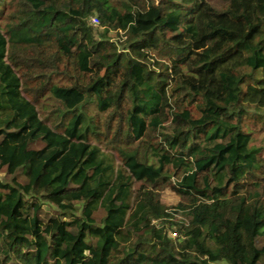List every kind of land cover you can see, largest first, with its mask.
Returning <instances> with one entry per match:
<instances>
[{
    "label": "trees",
    "instance_id": "1",
    "mask_svg": "<svg viewBox=\"0 0 264 264\" xmlns=\"http://www.w3.org/2000/svg\"><path fill=\"white\" fill-rule=\"evenodd\" d=\"M4 1L0 264H261L264 0Z\"/></svg>",
    "mask_w": 264,
    "mask_h": 264
},
{
    "label": "rangeland",
    "instance_id": "2",
    "mask_svg": "<svg viewBox=\"0 0 264 264\" xmlns=\"http://www.w3.org/2000/svg\"><path fill=\"white\" fill-rule=\"evenodd\" d=\"M10 0H6L4 1L5 4L9 3ZM212 6H214L215 8H221L222 6V3L220 1H212L210 2ZM164 9L166 11H171L173 9H185V7L178 1L176 2V4H172V5H165L164 6ZM1 27H2V23L0 24ZM97 26V25H96ZM110 36L112 38H116V35L115 33H110ZM50 103V102H49ZM45 114L44 115H47L49 112L47 110V112H44ZM42 115V113H41ZM251 127V126H249ZM263 141H264V135H263ZM142 147V144H135V145H132V146H129V147H121L119 149L123 150V151H129V150H140V148ZM110 152L112 153V155L114 156V159L116 161V163L118 165H121V162H122V157L120 156V153L118 151V148L117 149H111ZM261 154L264 156V148L263 150L261 151ZM0 181L2 183H9V178L8 176L6 175V173L4 172V170H2V172L0 173ZM19 181H22L19 179ZM159 194H160V201L161 203H163L164 205H166L167 207H173L175 206L179 201H180V198L170 189V188H164L163 190H160L159 191ZM43 211L44 213L42 214V218H46V216L48 214H52L54 212L53 208L49 207L48 205H44L43 206ZM101 216V213H98L96 215L97 219H99L98 217ZM177 219H180L182 220L183 219V214H179L177 216ZM173 233H176L177 234V231L175 230H169L168 231V236L171 238H174L173 236ZM257 246H264V238L260 237L259 240L257 241ZM261 264H264V257L261 259Z\"/></svg>",
    "mask_w": 264,
    "mask_h": 264
},
{
    "label": "built area",
    "instance_id": "3",
    "mask_svg": "<svg viewBox=\"0 0 264 264\" xmlns=\"http://www.w3.org/2000/svg\"><path fill=\"white\" fill-rule=\"evenodd\" d=\"M90 23H91L93 26H96V25L98 24V21H97V19H96L95 17H92V18L90 19ZM173 236H174V238H176V237H177L176 233H173Z\"/></svg>",
    "mask_w": 264,
    "mask_h": 264
}]
</instances>
